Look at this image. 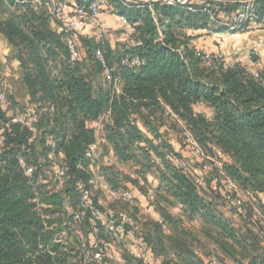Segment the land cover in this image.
I'll return each instance as SVG.
<instances>
[{
  "label": "trees",
  "instance_id": "16d2710c",
  "mask_svg": "<svg viewBox=\"0 0 264 264\" xmlns=\"http://www.w3.org/2000/svg\"><path fill=\"white\" fill-rule=\"evenodd\" d=\"M35 1L0 0V34L14 50L28 91L25 105L9 115L15 101L11 87L0 81L6 102L4 109L0 101V264L111 262L98 261L92 253L94 242L114 241L105 231L104 218L95 220L86 210L80 220L73 221L81 210L78 185L83 182L95 189L88 180L97 169L111 189L129 188L134 197L138 190L146 198L145 173L152 168L156 185L149 204L156 205L160 220L150 214H142L139 220L134 208L132 214L124 212L155 259L161 264H208L198 251L209 255L207 245L211 244L235 264H264V241L250 219L251 211L246 208L244 214L231 206L236 218L224 215L223 184L212 181L219 171L215 167L201 171L188 154L184 136L189 132L207 154L218 149L229 156L232 162L223 166L224 173L260 202L258 194L264 195V73L259 70V76L253 77L241 63L224 66L222 59L205 66L196 53L207 51L198 50L193 40L197 31L205 35L221 31L218 22L224 15L245 4L264 20V0H187L183 5L129 2L128 6L106 0L134 31L128 33L120 26L128 40L112 47L94 28H82L74 34L79 52L75 60L70 59L60 22L91 0H57L62 7L58 18L48 14L42 4L46 0H39L40 5ZM202 7L213 12L214 18ZM97 50L103 54L104 66L95 57ZM133 57L140 60L139 65L122 63ZM105 68L110 70L108 80ZM114 79L119 82L117 93ZM199 106L209 109L211 117ZM167 109L181 125L165 114ZM15 115L30 125L13 122ZM101 116L104 140L99 159L91 163L84 153L96 139L92 122ZM171 127L182 134V145L176 150L166 138ZM155 137L163 142L154 144ZM51 140L55 150L48 158ZM163 146L166 152L160 150ZM109 150L113 162H108ZM167 154L186 160L190 173L184 174L167 160ZM155 155L163 169L151 161ZM119 164L134 167L137 173L127 174ZM57 166L64 169V182L54 189L44 182L46 173H51L50 180L58 184ZM194 178L207 186L202 195ZM98 198L92 195L90 202L100 209ZM175 208L178 215L171 212ZM139 211L136 208V215ZM194 221L197 226L191 224ZM122 251L127 262L141 264V259Z\"/></svg>",
  "mask_w": 264,
  "mask_h": 264
},
{
  "label": "built area",
  "instance_id": "2783aa9c",
  "mask_svg": "<svg viewBox=\"0 0 264 264\" xmlns=\"http://www.w3.org/2000/svg\"><path fill=\"white\" fill-rule=\"evenodd\" d=\"M161 4L166 5H183L186 1L185 0H154ZM120 2L124 6H128L130 0H120ZM247 1L245 3H249ZM135 3V2H134ZM35 4L40 5V1L36 0ZM48 14L52 18H58L62 15V7L57 3V0H46L43 2ZM201 11H205L210 14L211 19L214 18L213 12L209 11L207 8L202 7ZM110 12L112 11V4L107 3L106 0H91L87 5H79L75 8L74 12L68 15L65 18L61 19L60 27L63 32V36L65 39V43L70 55L71 60H75L79 56V52L76 46V42L74 39V34L76 31L85 28L91 27L96 30V33L99 36H104L107 32V27L104 24V21L100 20L99 16L102 12ZM118 24L127 29L128 33H132L134 28L127 22L126 18L122 15L117 16ZM220 27L222 28L221 31H212L211 34L218 36L220 39L224 38L225 36H231L233 33L236 32H247V31H256L260 29H264V20L259 19L256 17L255 13L253 12L251 6L249 4L238 8L235 12L225 14L224 17L218 22ZM227 31L228 34L222 33V31ZM203 61L205 66H209L214 59H222V55L220 52L217 53H209L204 52L201 53L197 51L196 53ZM246 61L243 65L245 70L251 74L253 77L259 76V66L262 63L260 50L257 46L252 47L250 50H247L246 53ZM95 57L101 62V64L105 65V59L101 51L97 50L95 52ZM129 63V65H139L140 60L137 57H133L132 59L128 60L124 58L122 63ZM224 66H232L233 62L231 61H224ZM257 68V69H256ZM103 75L105 79H110V70L105 68L103 71ZM113 89L117 93L119 92V82L117 79L113 81ZM0 101L2 107L5 109L6 102H5V94L0 91ZM165 114H171L170 111L167 109ZM207 116L211 117V112H207ZM170 118L172 120H177V122L181 125L179 119L174 115L171 114ZM102 119L103 117H99L97 120L92 122V126L96 132V139L93 143H91L85 153L84 157L90 160L91 163L96 162L100 157V145L103 142V138L100 135L102 131ZM13 122H20L26 125H30L29 121H25V119L20 115H15L12 118ZM32 128V127H31ZM35 131V128H32ZM185 141L188 146V154L191 158L195 159L201 171H211L213 167H215L219 172L218 176H212V181L222 182V189H220L221 197L225 200L227 204L230 206H234L238 208L242 213L245 214V209L248 208L251 211V220L255 223L257 230V234L263 239L264 241V216L259 211L262 205L264 206V195L258 194V199L260 200L257 203V199L253 195L252 191L245 188H240L236 185L222 170L225 164L231 163V158L220 150L216 149L212 154L205 153L191 134L187 131L184 133ZM152 142L154 144L160 145L163 142L162 137H155L152 138ZM140 145H143V142H139ZM50 153L48 158L53 157V152L55 150V144L51 140L50 141ZM165 158L173 163L184 173L189 174V165L188 162L184 159L179 157H173L171 155H166ZM114 157L112 151H109L108 162H113ZM152 162L158 163L160 165V169H163L161 165V159L158 156H154L151 159ZM80 169L85 170V167L79 166ZM31 169L27 170L29 173ZM94 172L91 178L88 180V183L94 187H99L104 193L111 197L112 199H120V200H128L131 201L134 199V194L129 188H120L113 190L109 187V185L105 182L103 176L94 169ZM54 173L57 177V183L59 186L63 185L64 182V169L61 167H55ZM194 183L197 186L198 193L201 195L204 191H206L207 186L203 180L199 178H194ZM142 184V182H140ZM78 187L81 189V197H80V207L78 213L73 216V221L77 222L83 217V213L88 210L93 219L101 220L104 218L105 224L104 228L114 239L118 241H127V244L130 243L127 251L128 253L136 259L143 260L146 256L148 251L147 245L142 238L141 231L137 228L134 224L133 219L122 211H107L102 212L99 208H96L90 202L91 191L89 188H86V185L81 182L79 183ZM147 202H152L154 200V191L153 189H147L146 198ZM260 207V208H259ZM160 220V218H157ZM82 238V237H80ZM93 250V258L102 261V259L107 258L109 260L112 259L111 255V247L108 242L99 241L94 242L92 244ZM213 262L215 261L212 259ZM217 262V261H215ZM117 264H122L118 262ZM147 264H161L160 260L153 259L152 261L148 262Z\"/></svg>",
  "mask_w": 264,
  "mask_h": 264
},
{
  "label": "crops",
  "instance_id": "0c3cea01",
  "mask_svg": "<svg viewBox=\"0 0 264 264\" xmlns=\"http://www.w3.org/2000/svg\"><path fill=\"white\" fill-rule=\"evenodd\" d=\"M100 20L104 21L105 26L107 27V34L113 35L115 40L120 41L122 44L126 42L127 34L121 30L120 25L118 24L117 15L110 12H102L99 16ZM196 38L193 40L194 45L197 48H202L207 52H220L224 61H231L233 63H241L244 64L246 61V51L250 50L252 47L257 46L260 50L262 63L259 66L260 71L264 73V29L256 30V31H247V32H236L233 33L231 36H225L224 38L220 39L216 35H205L203 31L195 32ZM221 42L220 46H215L213 40L217 38ZM112 46V44L110 43ZM115 46V45H114ZM112 46V47H114ZM220 48V49H219ZM220 50V51H219ZM6 81L8 86L11 87L13 99L15 101L14 106L18 107L20 105H25L28 99V91L24 83L22 82L21 77V69L19 66V62L17 61L16 57L14 56V50L12 46L3 38L0 34V81ZM202 108L203 111L207 114L209 109L203 106H199ZM110 151V150H109ZM109 156V155H108ZM156 183V181H154ZM224 215H231L234 219L236 218V214L230 213L231 206L229 204H225L224 207L221 208ZM173 215H178L179 212L175 208L172 211ZM153 217L159 218L157 214H152ZM192 225L197 224L196 221L191 222ZM116 240V239H115ZM128 240L119 241L118 243L121 244V249L127 248L124 244H127ZM117 242V240H116ZM114 242H112L113 244ZM128 245V244H127ZM213 246V245H212ZM111 249H115L117 247L110 244ZM115 247V248H114ZM207 247H209L207 245ZM198 255L201 256L204 262L208 264H219L216 261V257L214 254L206 255L202 252V250L198 251ZM147 262L152 261L156 258L153 255L150 249H148L146 253ZM214 259L215 261L213 262ZM144 260V259H143Z\"/></svg>",
  "mask_w": 264,
  "mask_h": 264
},
{
  "label": "rangeland",
  "instance_id": "374dc122",
  "mask_svg": "<svg viewBox=\"0 0 264 264\" xmlns=\"http://www.w3.org/2000/svg\"><path fill=\"white\" fill-rule=\"evenodd\" d=\"M245 3V2H243ZM247 5V4H245ZM213 32L216 31V30H212ZM210 31V33L212 32ZM108 33V32H107ZM105 34L103 36V39L108 41L109 43L112 44V46L114 45H122V43L120 41H117L115 40V38H113V36H115V34L113 35H109V34ZM222 33L224 34H228V32L225 30V31H222ZM213 35V34H212ZM195 41V40H194ZM194 41H193V44H194ZM221 42L223 43V41L219 40L218 37L215 38V40H213V43H215V46H220L221 45ZM199 49H202V48H198ZM220 49V48H219ZM220 51V50H219ZM209 53H212V52H209ZM214 53V52H213ZM257 69V68H256ZM258 70H260L258 68ZM12 107V110H10V106H9V115L12 114V112L18 108V107H15V106H11ZM169 126H166V129L168 130ZM166 138H168L169 142H170V145L176 150L178 148L181 147L182 145V134L180 133V130L179 129H176V128H172L171 129L169 128V132L167 133V136ZM161 151L163 152H166V148L163 146L160 148ZM119 167L120 169H122L125 173L127 174H134L135 172L137 173V171L134 169V167H131V166H125L123 164H119ZM97 170V169H96ZM146 170V169H145ZM143 170V171H145ZM98 171V170H97ZM150 172L148 173H145V179H146V182L145 185L151 189L154 188V186L156 185V183L154 182L155 180V176H154V169H150L148 170ZM53 172V171H52ZM153 172V173H152ZM46 181L44 183H48L49 187L50 188H54V189H57L59 188L58 187V184L52 182L50 179L52 178V174L51 173H46ZM146 187V188H147ZM148 188V189H149ZM91 190V196L92 195H98V205L101 207V211L102 212H107V211H126L128 213H131V210L134 208L135 209V212L133 210V213L135 214L136 218L138 217L139 220L140 218L143 216L142 214H150L151 216H153L152 214H156L158 211V208L156 207V205H153V204H149V202H147V200L145 199V196L144 194H142L140 191L136 190L135 192V197L132 201H129L128 203H125L123 202L122 200L119 201L118 199H112L111 197H108L104 191H102L99 187H96L95 189L92 188L90 189ZM98 193H97V192ZM137 206V207H136ZM224 207V205L222 206ZM136 208H138L140 211V213H138L136 215ZM260 208V207H259ZM263 216H264V209L259 210ZM125 212V213H126ZM127 214V213H126ZM133 214V215H134ZM229 215V214H228ZM197 226V224H194ZM195 226V227H196ZM117 240V239H116ZM114 239H111L109 240V244L117 247L115 249H111V255H112V259L110 260L111 262H107L106 264H117L118 262H121L122 264H132L127 262L123 257H122V249H121V244L118 243L119 241ZM112 242H114L112 244ZM130 243H128L129 245ZM127 248L130 246H127V244H124ZM208 251H207V254H214V256L216 257V261L217 263L219 264H235L234 262H232V260H230L229 258L225 257L221 252H219L218 250H216L214 248V246H212L211 244H208ZM205 249H207V247L205 246L204 247ZM126 249V248H125ZM204 249V250H205ZM127 251V249H126ZM200 251V250H199ZM141 264H147V258L146 256L144 257V260H140Z\"/></svg>",
  "mask_w": 264,
  "mask_h": 264
},
{
  "label": "water",
  "instance_id": "95a60500",
  "mask_svg": "<svg viewBox=\"0 0 264 264\" xmlns=\"http://www.w3.org/2000/svg\"><path fill=\"white\" fill-rule=\"evenodd\" d=\"M130 1L135 2V3H150L154 0H130ZM216 1H232V2L234 1V2L243 3V2L252 1V0H216ZM38 143H39V140H36V144Z\"/></svg>",
  "mask_w": 264,
  "mask_h": 264
}]
</instances>
